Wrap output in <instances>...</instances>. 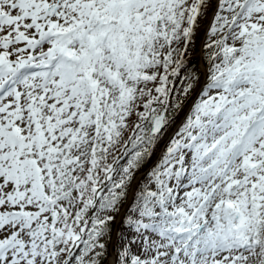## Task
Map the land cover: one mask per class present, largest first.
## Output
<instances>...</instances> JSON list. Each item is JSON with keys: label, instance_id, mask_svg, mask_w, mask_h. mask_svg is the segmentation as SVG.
Listing matches in <instances>:
<instances>
[{"label": "snow or ice", "instance_id": "obj_1", "mask_svg": "<svg viewBox=\"0 0 264 264\" xmlns=\"http://www.w3.org/2000/svg\"><path fill=\"white\" fill-rule=\"evenodd\" d=\"M0 264H264V0H0Z\"/></svg>", "mask_w": 264, "mask_h": 264}]
</instances>
